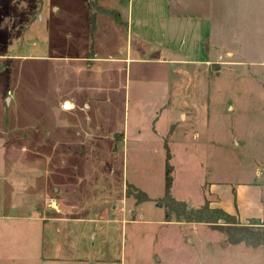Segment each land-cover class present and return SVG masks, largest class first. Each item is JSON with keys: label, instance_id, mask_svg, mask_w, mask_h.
Returning <instances> with one entry per match:
<instances>
[{"label": "rangeland", "instance_id": "1", "mask_svg": "<svg viewBox=\"0 0 264 264\" xmlns=\"http://www.w3.org/2000/svg\"><path fill=\"white\" fill-rule=\"evenodd\" d=\"M202 2L186 15L212 18L210 63L182 55L164 82L128 77L122 37L93 45L88 66L89 0H0L6 162L26 168L27 213L51 220L20 264H264V245L166 220L162 204L168 149L173 198L196 208L212 187L222 202L255 187L247 208L264 218V0Z\"/></svg>", "mask_w": 264, "mask_h": 264}, {"label": "crops", "instance_id": "2", "mask_svg": "<svg viewBox=\"0 0 264 264\" xmlns=\"http://www.w3.org/2000/svg\"><path fill=\"white\" fill-rule=\"evenodd\" d=\"M118 6H109L105 0H96L101 7L113 10L115 17L97 13L95 15L94 29L90 26L91 7L86 10L89 20L91 49L84 61L92 68L98 62V52L93 45L104 40L106 37H122L125 44L130 41L124 56L120 59L125 62V70L128 77L134 79H156L168 80L169 64L183 58L194 62L209 64L207 50L204 45L211 36L212 18L208 15H186L192 7L194 0H118ZM213 8L218 11L219 0H211ZM211 5V6H212ZM195 10L209 9L208 4L202 0H196ZM56 10V8L54 7ZM109 19H105L103 16ZM111 20L113 25L109 22ZM98 21L101 23L100 26ZM114 28V33L110 29ZM113 33V34H112ZM154 50L151 51V48ZM123 50V49H121ZM37 57H43L37 55ZM9 102L10 98L5 97ZM71 107V101L65 100ZM87 105V103H84ZM64 106V105H63ZM68 107V108H70ZM180 115V113H178ZM8 120L0 118V264H20L27 252L33 253L36 258L38 251L41 252V243L44 236V227L50 224L42 211L34 214L27 213V204L32 203L28 199L27 184L24 179L25 166L9 165L6 157L9 154L10 144L5 148V137L8 135L5 124ZM3 137V135H5ZM23 151L25 147L22 146ZM18 174H13V173ZM211 193L215 199L211 206H219L230 213H237L240 221L257 218L256 213L247 208L251 203L248 192L253 195L252 200L256 202L255 187L241 186L236 191V197L228 202L219 201V192L213 190ZM218 191V189H217ZM43 196L41 192L38 202L42 205ZM35 203V202H34ZM250 205V204H249ZM42 207V206H41ZM43 221L44 223H40Z\"/></svg>", "mask_w": 264, "mask_h": 264}, {"label": "trees", "instance_id": "3", "mask_svg": "<svg viewBox=\"0 0 264 264\" xmlns=\"http://www.w3.org/2000/svg\"><path fill=\"white\" fill-rule=\"evenodd\" d=\"M92 9L90 15V26L94 29L95 15L97 13H105L113 17L116 16L113 10H108L97 4L96 0H89ZM167 147V145L165 144ZM166 153L165 161V192L162 197V204L166 210V220L173 214L177 221L205 223L208 225L221 226L222 233L225 235L226 241L230 244L243 242L250 246L264 245V218L258 221L257 218H250L247 222L240 221L237 213H230L219 206H211L208 200L196 207L191 208L185 202L175 199L170 195V187L172 182L171 170L169 163V152ZM142 198L146 195L142 191H138ZM141 198V199H142ZM254 226H259L256 228Z\"/></svg>", "mask_w": 264, "mask_h": 264}, {"label": "bare ground", "instance_id": "4", "mask_svg": "<svg viewBox=\"0 0 264 264\" xmlns=\"http://www.w3.org/2000/svg\"><path fill=\"white\" fill-rule=\"evenodd\" d=\"M63 107L67 109V108L70 107V106H69V104L66 102V103L64 104Z\"/></svg>", "mask_w": 264, "mask_h": 264}]
</instances>
